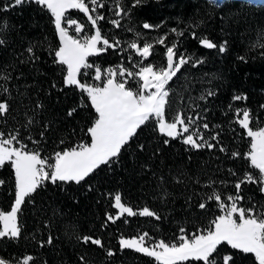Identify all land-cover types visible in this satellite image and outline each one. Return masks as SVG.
Instances as JSON below:
<instances>
[{
    "label": "trees",
    "instance_id": "1",
    "mask_svg": "<svg viewBox=\"0 0 264 264\" xmlns=\"http://www.w3.org/2000/svg\"><path fill=\"white\" fill-rule=\"evenodd\" d=\"M101 1L105 37L116 47L89 59L100 65L126 61L128 42H149L151 55L143 60L160 66L166 49L175 45V61L183 57L188 63L166 85L165 118L182 115L188 132L168 137L152 118L118 156L80 183L44 181L20 207V235L0 237V255L10 260L28 255L29 264H156L152 257L122 248L120 237L147 233L152 239L177 241L181 228L191 236L212 226L224 211L219 205L233 202L229 196L242 197L238 206L264 218L262 182L247 155L251 138L238 120L240 109L246 108L249 125L264 128V0ZM75 10L69 9L79 16ZM160 39L165 43L159 44ZM203 39L217 48L207 49ZM0 40V103L8 105L0 112L3 138L15 136L13 146L23 144L49 163L56 152L88 142L97 113L86 91L65 83L66 65L55 57L59 37L51 13L34 0L20 5L0 0ZM186 133L203 146L186 144ZM249 174L251 183L245 179ZM0 180L1 212L15 197L10 162L0 167ZM117 194L136 215L117 211ZM214 195L221 199H212ZM144 208L155 216L139 215ZM85 237L91 239L86 242ZM96 239L100 245L93 243ZM217 252V264L224 255L232 256L229 264H258L253 254L226 242Z\"/></svg>",
    "mask_w": 264,
    "mask_h": 264
},
{
    "label": "snow or ice",
    "instance_id": "2",
    "mask_svg": "<svg viewBox=\"0 0 264 264\" xmlns=\"http://www.w3.org/2000/svg\"><path fill=\"white\" fill-rule=\"evenodd\" d=\"M22 2H27V0H15L16 5H20ZM34 2L37 5H43L54 17L55 29L59 33L60 40L59 50L55 51V57L58 58L60 64L67 66L65 83L78 86L87 92L98 118L95 119L94 125L88 129L91 134V143L56 152L54 163L42 159L38 152L25 150L23 144L14 147L13 142L16 137L4 139V134L0 133V167L4 166L6 162H10V166L15 170V204L9 212H0V222L3 223L0 237L16 238L20 235L21 229L17 225V214L20 207L25 198L34 193L44 181H50L53 184L57 182L80 183L100 165L107 164L112 158L118 156L121 148L136 134L137 129L150 119L155 118L159 125V132L168 137L180 135L178 125H183V131L188 132V125L185 124L182 115L178 114L174 122L171 123L165 120V108L169 95L166 85L177 75L181 66L188 63L183 57L178 62L174 60L175 45L166 49V67L155 71L153 66L149 65L141 67L135 74L127 73L129 77L135 75L139 78L138 90L126 88L127 80L117 82L115 69L108 70V78L102 87L85 85L77 77L81 74L82 69L93 67L87 62L88 58L105 51L107 47H116V44L110 45L107 39L102 38L99 28L95 29L94 35L86 36L83 42L69 35L68 28L64 26L65 22L68 25H75L77 33L82 31L84 25L77 24V21L72 19L65 21V14L69 9H78L86 14L87 20L95 26L105 17L96 15L94 18L93 13L96 8H103L104 5L100 4L98 0H90L93 6L91 9L85 0H34ZM123 11L124 9L121 8L117 14L119 15ZM112 23L117 27L120 26L119 20H113ZM143 27L147 29L151 25L144 23ZM3 42L0 40V44ZM101 42L104 47H98ZM158 43L164 44L165 41L160 39ZM200 43L207 49L217 48V45L208 39H203ZM129 47L141 57L147 58L151 55L153 45L145 43L143 47H140L137 43L132 42ZM28 51H31V48ZM220 51L223 49L221 48ZM124 73L125 70L121 68L119 74L123 76ZM95 79H101L99 67H95ZM244 98L234 97L236 100ZM7 107L6 103H0V112H5ZM188 119L191 121V117ZM249 123L250 114L245 110L239 124L247 129V135L251 138V150L247 155L251 165L258 170V181L262 182L261 191L264 192V128L253 131L249 127ZM203 127L207 128L208 125L204 124ZM184 142L195 148L203 146L201 143H197L193 135H188ZM208 146L212 147V145ZM245 179L249 183L253 182V177L250 174ZM243 182L244 180L241 181V183ZM3 183L4 181L0 180V185ZM235 187L239 189L240 184H236ZM211 198L221 199L219 195H214ZM238 199H242V197L234 199L229 196L228 200L233 201L229 207L223 203L219 205L221 209H224V214L212 222L211 228L203 233L192 234L191 238L184 234L185 230L181 228L178 240L170 244L159 240L151 247H146L144 241L147 233L139 238H121L119 243L122 248L134 249L154 258L156 264H184L191 260L203 261L204 264H217L214 254L218 255V246L226 242L232 249L240 250L244 254H253L258 264H264V218L253 214V209L246 210L238 207L236 202ZM115 207L119 209L121 215L124 213L136 215L131 208L125 207L121 203L119 194L115 196ZM199 207L204 208L205 205L202 203ZM237 213L239 214L238 218L235 215ZM139 215L155 216V213L144 208ZM156 218L159 219L158 216ZM108 219L112 220L113 217L110 215ZM89 239L91 238H84L86 242ZM93 243L100 245L101 241L96 239ZM31 259L32 257H27L23 264H28ZM232 260L231 255H224L222 264H229V261ZM0 264H8V262L0 259Z\"/></svg>",
    "mask_w": 264,
    "mask_h": 264
},
{
    "label": "rangeland",
    "instance_id": "3",
    "mask_svg": "<svg viewBox=\"0 0 264 264\" xmlns=\"http://www.w3.org/2000/svg\"><path fill=\"white\" fill-rule=\"evenodd\" d=\"M85 3H87L86 2V0H85ZM100 4H102V1L101 2H99ZM93 6L91 5V7L89 6V8L91 9ZM76 11V13H78V15L79 16H76V15H74V14H71V12L68 10L67 12H66V14H65V21L67 20V19H72V20H75V21H77V24H82V25H84V27H83V29H82V31L81 32H79V33H77V32H75V25H68L66 22L64 23V26L65 27H67L68 28V33H69V35H72V36H74L75 38H77V39H80L81 40V42H83V40H84V38L86 37V36H91V35H94L95 34V29L96 28H99L100 29V31H101V35H102V38H104V39H106V28H105V22L104 21H98V23L95 25V26H93L92 24H91V22L90 21H88L87 20V16H86V14H83V13H81V12H79V10L78 9H76L75 10ZM116 10H114V12H115ZM96 15H101V16H104V17H106V13H103V12H101V8H96V11H95V13H93V17L95 18V16ZM81 17V18H80ZM53 19H54V17H53ZM114 18H111V20H113ZM105 20V19H104ZM103 29V30H102ZM57 31V30H56ZM57 34H58V37H59V33H58V31H57ZM106 34V35H105ZM132 42H135V43H137L136 41H130V42H128V48H129V50H130V52H127L126 53V55H127V60L125 61V60H121V61H118L117 63H111V64H105V65H100V64H98V63H94V62H92V60H90L89 58H88V63L89 64H91V65H93V67L91 68V70H89V68L88 69H82V72H81V74L83 75V77H84V74L86 73V72H89V71H91L90 73H91V76L90 77H88V78H85L84 80H82V81H80L82 84H85V85H89V86H100V87H102L103 85H104V83L106 82V80H107V78H108V70L109 69H115L116 71H117V75H116V77H115V79H116V81L117 82H124L125 80H127V83H129V84H131V86H128L127 84H126V88H131V89H133V90H138L139 89V84H140V81H139V78L138 77H135V75H133L132 77H129L128 75H127V73L128 72H132L133 74H135L136 72H138L139 71V69L141 68V67H146V66H149V65H151V66H153V69L155 70V71H159L161 68H164V67H166V56H167V52H165V62H164V64H161L160 66H156V65H153L151 62H146V61H144L143 60V57H141L134 49H132V48H130L129 47V45L132 43ZM145 43H149V42H145ZM145 43H142V44H138V46H140V47H143L144 46V44ZM59 46H60V40H59ZM59 46H58V50H59ZM98 47H104V45H103V43L101 42V44H99L98 45ZM133 54H132V53ZM176 59V57H174V60ZM95 67H99L100 69H101V79L100 80H96L95 79ZM121 68H123L124 70H125V73H124V75L123 76H121L120 74H119V70L121 69ZM66 77H67V66H66V73H65V79H66ZM78 78V77H77ZM245 110H247L248 111V109H246V108H242V109H240V111H239V116H238V120H240V119H242L243 118V111H245ZM98 118V114H97V117H96V119ZM165 120L168 122V123H171V122H174V120H175V118H173V119H171V120H168V119H166L165 118ZM156 124H157V126H158V128H159V125H158V122L156 121ZM94 125V122L92 123V125L90 126V127H92ZM178 127V131H183V125H178L177 126ZM249 127L251 128V130H253V131H258V130H260L261 129V127H251L250 125H249ZM247 130V129H246ZM188 135H191L190 133H186L185 135H184V139H186V137L188 136ZM91 143V138H90V140L88 141V142H86V143H81V144H90ZM81 144H79V145H81ZM79 145H77V146H74V147H70V148H66V149H64V150H69V149H71V148H78V146ZM14 147H16V146H14ZM64 150H62V151H64ZM250 150H251V143H250ZM62 151H59V152H62ZM29 152H33V151H29ZM54 158H55V155H54ZM54 158H53V161L51 162V163H54ZM46 170H48V169H46ZM50 171V170H49ZM14 172H15V170H14ZM122 203V202H121ZM233 202H231L227 207H229L231 204H232ZM14 204H15V197H14V200H13V202H12V206L8 209V210H5V211H1V212H9L10 210H11V208L14 206ZM114 204H115V197H114ZM123 204V203H122ZM125 207H128V206H126L125 204H123ZM238 206V205H237ZM238 207H241V206H238ZM117 211L118 212H120L119 211V209H117ZM222 214H224V211L222 212V213H220V214H218L217 216H216V218L218 217V216H220V215H222ZM236 215V217L238 218V213L237 214H235ZM247 215V214H246ZM215 218V219H216ZM239 222V221H238ZM213 226V225H212ZM211 226V227H212ZM210 227V228H211ZM209 229V228H208ZM208 229H206V230H208ZM0 230H3V223L1 222V227H0ZM206 230H203V231H199V232H197L196 234H199V233H203V232H205ZM141 235H144L143 233H140V234H137V235H130V236H121L120 237V239L121 238H124V239H132V238H139V236H141ZM192 236V235H191ZM191 236H189V238H191ZM159 240H163V239H161V238H156V239H152V238H150V237H145V241H144V246H146V247H151L153 244H155L156 242H158ZM166 243H172V242H175V241H169V242H167V241H165ZM28 257V255H24V256H21V257H19V258H17V259H15V260H10V259H8V258H6V257H3V256H1L0 255V259H3V260H5V261H7L8 262V264H23V261L26 259ZM28 264H29V261H28Z\"/></svg>",
    "mask_w": 264,
    "mask_h": 264
}]
</instances>
